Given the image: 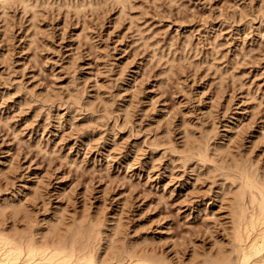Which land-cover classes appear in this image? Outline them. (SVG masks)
Here are the masks:
<instances>
[{
  "label": "rangeland",
  "instance_id": "obj_1",
  "mask_svg": "<svg viewBox=\"0 0 264 264\" xmlns=\"http://www.w3.org/2000/svg\"><path fill=\"white\" fill-rule=\"evenodd\" d=\"M125 3L0 0V204L31 210L0 222L101 214L196 263L229 243L223 168H264V0Z\"/></svg>",
  "mask_w": 264,
  "mask_h": 264
},
{
  "label": "bare ground",
  "instance_id": "obj_2",
  "mask_svg": "<svg viewBox=\"0 0 264 264\" xmlns=\"http://www.w3.org/2000/svg\"><path fill=\"white\" fill-rule=\"evenodd\" d=\"M115 1L123 6L127 0ZM75 95L73 96L75 97ZM201 146V143L198 142L197 159L205 164L210 160L208 158L212 160L215 155L219 156L224 151L221 152L222 148L219 145L217 148L215 145V149L213 148L215 155H211L212 147L209 148L207 145L203 151L204 148L202 149ZM220 156L222 157V155ZM248 162L243 160V157L234 155L231 164L223 168L225 169L224 174L230 179L232 186H230L232 199L230 198L229 204L231 212L229 243L227 242V245L220 244L215 250L216 252L212 251L214 254H203L205 257L201 261L191 264H264V168L262 170L259 165H254V162ZM195 163L198 164V162ZM209 166L212 168L211 165ZM216 168L219 169L218 166ZM28 207L21 203L7 204L5 202L3 205L0 204V218L5 220V215L9 213L10 216L15 217L18 214L29 216L31 210H28ZM100 215L91 217L89 214L88 217L79 220L75 218L71 222L65 221L64 215L62 219L49 220L45 227H36L34 225L37 223L33 225L31 222L24 223L23 226L10 227V229L5 225L7 223L0 222V264L174 263L166 256L150 251L145 242L141 244L136 240L123 239L120 231L121 225L119 226L121 222H115L118 225L111 224L110 227H107V223L104 224V218L101 217V219Z\"/></svg>",
  "mask_w": 264,
  "mask_h": 264
}]
</instances>
